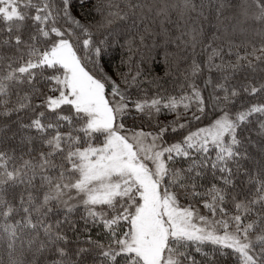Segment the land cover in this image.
<instances>
[{
  "label": "snow or ice",
  "instance_id": "obj_1",
  "mask_svg": "<svg viewBox=\"0 0 264 264\" xmlns=\"http://www.w3.org/2000/svg\"><path fill=\"white\" fill-rule=\"evenodd\" d=\"M0 264H264V0H0Z\"/></svg>",
  "mask_w": 264,
  "mask_h": 264
}]
</instances>
